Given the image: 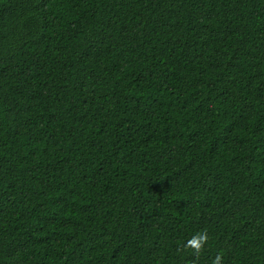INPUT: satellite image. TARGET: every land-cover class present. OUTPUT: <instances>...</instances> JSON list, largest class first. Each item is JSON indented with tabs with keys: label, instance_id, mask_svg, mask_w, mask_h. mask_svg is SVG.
Listing matches in <instances>:
<instances>
[{
	"label": "trees",
	"instance_id": "trees-1",
	"mask_svg": "<svg viewBox=\"0 0 264 264\" xmlns=\"http://www.w3.org/2000/svg\"><path fill=\"white\" fill-rule=\"evenodd\" d=\"M217 256L264 264V0H0V264Z\"/></svg>",
	"mask_w": 264,
	"mask_h": 264
},
{
	"label": "clouds",
	"instance_id": "clouds-1",
	"mask_svg": "<svg viewBox=\"0 0 264 264\" xmlns=\"http://www.w3.org/2000/svg\"><path fill=\"white\" fill-rule=\"evenodd\" d=\"M208 239L209 237L207 235V231L205 230L204 232L198 233L192 239H190L188 241V247L194 249L197 253H199ZM213 264H221V257L217 256Z\"/></svg>",
	"mask_w": 264,
	"mask_h": 264
}]
</instances>
